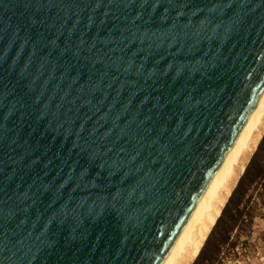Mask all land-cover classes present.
Instances as JSON below:
<instances>
[{"label": "water", "instance_id": "1", "mask_svg": "<svg viewBox=\"0 0 264 264\" xmlns=\"http://www.w3.org/2000/svg\"><path fill=\"white\" fill-rule=\"evenodd\" d=\"M264 91V0H0V264H162Z\"/></svg>", "mask_w": 264, "mask_h": 264}, {"label": "bare ground", "instance_id": "2", "mask_svg": "<svg viewBox=\"0 0 264 264\" xmlns=\"http://www.w3.org/2000/svg\"><path fill=\"white\" fill-rule=\"evenodd\" d=\"M264 137V91L162 264H193Z\"/></svg>", "mask_w": 264, "mask_h": 264}, {"label": "rangeland", "instance_id": "3", "mask_svg": "<svg viewBox=\"0 0 264 264\" xmlns=\"http://www.w3.org/2000/svg\"><path fill=\"white\" fill-rule=\"evenodd\" d=\"M263 150L264 143L257 155V160ZM248 194L251 195L249 211L252 213L254 218L252 222H250V217L246 215L243 217L244 219L240 223V226L232 232L229 243L222 246L218 259L214 264H264V190L260 186L259 188H252ZM232 207L233 204L229 205L226 215L231 211ZM226 217L227 216H225L223 221ZM222 222L217 230L212 234L206 253L218 236Z\"/></svg>", "mask_w": 264, "mask_h": 264}, {"label": "trees", "instance_id": "4", "mask_svg": "<svg viewBox=\"0 0 264 264\" xmlns=\"http://www.w3.org/2000/svg\"><path fill=\"white\" fill-rule=\"evenodd\" d=\"M263 143L264 138L262 142H260L258 150L248 164L244 175L240 178L234 192L232 193L226 207L224 208L221 217L218 219L216 226L214 227L205 246H203L194 264H214L218 259L222 246L229 243L232 232L236 228H238V226H240V223L244 219L243 217H245V215L250 217L249 221L252 222L254 217L249 211V202L251 200V195H249L248 193L252 188H259L260 186L264 190V150L258 160L256 159ZM231 204H233V207L231 211L226 215L227 208ZM225 216L227 217L223 221ZM221 222L222 225L218 236L216 237L213 245L206 253V249L208 247L212 234L217 230Z\"/></svg>", "mask_w": 264, "mask_h": 264}]
</instances>
